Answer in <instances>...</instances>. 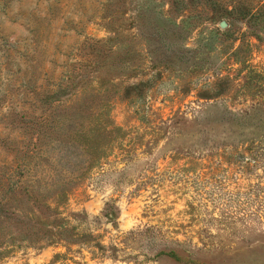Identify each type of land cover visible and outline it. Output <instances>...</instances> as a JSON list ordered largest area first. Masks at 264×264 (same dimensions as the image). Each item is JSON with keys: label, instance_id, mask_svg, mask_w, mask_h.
Masks as SVG:
<instances>
[{"label": "rangeland", "instance_id": "1", "mask_svg": "<svg viewBox=\"0 0 264 264\" xmlns=\"http://www.w3.org/2000/svg\"><path fill=\"white\" fill-rule=\"evenodd\" d=\"M30 90L119 129L60 208L92 239L0 264H264V0H0V136Z\"/></svg>", "mask_w": 264, "mask_h": 264}, {"label": "trees", "instance_id": "2", "mask_svg": "<svg viewBox=\"0 0 264 264\" xmlns=\"http://www.w3.org/2000/svg\"><path fill=\"white\" fill-rule=\"evenodd\" d=\"M30 91L19 110L7 113L17 125L6 126L8 133L0 136L6 152L0 158V259L22 242L41 246L80 239L60 208L108 154L119 129L107 108L91 109L97 94L89 95L87 105L81 102L85 97L60 104L64 100L55 90Z\"/></svg>", "mask_w": 264, "mask_h": 264}]
</instances>
